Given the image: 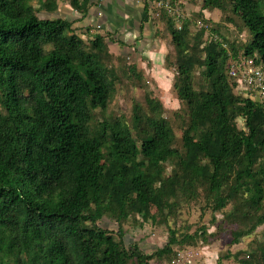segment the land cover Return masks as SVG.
<instances>
[{
    "label": "trees",
    "instance_id": "1",
    "mask_svg": "<svg viewBox=\"0 0 264 264\" xmlns=\"http://www.w3.org/2000/svg\"><path fill=\"white\" fill-rule=\"evenodd\" d=\"M35 1L0 0V264L167 259L174 245L196 243L197 233L179 241L170 230L164 247L146 254L124 244L122 225L131 216L153 222L151 207L164 214L199 195L214 212L230 204L224 219L237 225L233 243L264 225V96L241 92L229 76L241 57L264 74V0H202L199 15L229 12L234 18L225 21L247 31L240 46L225 38L201 45L205 28L194 36L186 21L176 28L168 13L180 0H143L145 8L159 3L174 48V62H165L186 106L180 148L162 105L147 92L145 106L134 102L129 123L107 114L120 74L140 78L134 65L114 64L110 33L87 28L83 40L74 22L38 18L67 1L82 21L96 3ZM104 215L116 232L97 225ZM199 235L205 240L206 227ZM239 262L264 264V241Z\"/></svg>",
    "mask_w": 264,
    "mask_h": 264
},
{
    "label": "rangeland",
    "instance_id": "2",
    "mask_svg": "<svg viewBox=\"0 0 264 264\" xmlns=\"http://www.w3.org/2000/svg\"><path fill=\"white\" fill-rule=\"evenodd\" d=\"M93 1L102 2V0ZM31 3L35 5L36 1L32 0ZM158 4L153 2L146 5V9L148 8L147 17L151 18L153 29L149 35L140 33V39L135 23H132L131 26L128 21L121 22L120 18L114 16L111 17L112 25L110 27L108 23L103 22L94 23L93 26L76 27L77 20L74 18L80 14L73 10L67 1H59L58 11L54 14L41 13L38 18L59 17L74 22L73 27L83 40L88 38V35L85 34L87 28H89L88 34L96 32L105 36L106 33H110L111 41L107 40V45L109 52L114 57V64H118V66L134 65L140 78L120 74L114 96L107 106V114L123 117L129 123L134 102L145 106L144 96L147 92L150 97L158 100L162 105V116L170 125L176 139V146L180 148L182 133L186 127V119H182L186 114V106L177 98L172 88L175 71L172 67H168L165 59L167 57L169 62H174L175 54L166 23L159 18V11L156 10ZM164 4L167 5V2L165 1ZM201 5L202 0H180L179 4L168 5L170 7L168 16L172 17L176 28L186 21L190 36H194L200 28H205L204 35L200 40L201 45L211 40L222 42L223 38L227 40L226 43L234 42L236 46L244 45L249 41L250 36L245 29L239 31L233 24L225 21V17L231 15L229 12L216 9L204 10L199 15ZM235 21L238 22L236 19ZM213 29L216 30V33L212 32ZM122 31L123 33L120 34ZM118 35H123L120 39L127 44L120 45L117 42ZM223 45L229 48L227 44ZM241 92L248 94L242 89ZM236 126L238 129H243V120L237 119ZM169 170L170 168L167 169V172ZM230 210L231 206L228 204L220 211H212L211 205H206L204 195H199L196 200L181 202L174 211L166 209L164 214H159L151 207V214L155 216L153 222L151 220L142 222L139 217L131 216L123 223V241L126 246L137 244L144 253L151 254L156 249L164 247L168 241L170 230L174 231L179 241L184 235L190 236L197 233L196 243L190 244L192 241H188L184 244L174 245L172 247L174 254L169 258L154 259L150 264H186L187 261L190 264H218L219 257L223 258L221 264H241L239 260L247 255L255 241H264V225L258 226L252 234L241 237L237 243H233L232 232L236 230L237 225L229 224L224 219L225 214ZM212 218H214L213 221ZM97 225L113 233L117 231L118 227L117 223L106 215L98 220ZM202 226L206 227L205 240L199 235ZM225 255H228V258L223 257Z\"/></svg>",
    "mask_w": 264,
    "mask_h": 264
},
{
    "label": "crops",
    "instance_id": "3",
    "mask_svg": "<svg viewBox=\"0 0 264 264\" xmlns=\"http://www.w3.org/2000/svg\"><path fill=\"white\" fill-rule=\"evenodd\" d=\"M94 3L96 4L89 8L87 16L82 21H79L81 15H77L78 17L74 18L77 20V24H75L76 27L82 28L86 25L93 26L94 23L97 22L108 23V26L110 27L112 25V23H110L112 20L111 17L114 16L116 18H120L121 22L128 21V24H130L131 26L132 23H135V26H137L136 32L138 37L140 33H142L143 35H149L150 32H152L153 25L150 22L151 18L147 17L148 11L145 8L143 0H102V2L100 3ZM122 33L123 31L120 34ZM119 35L117 42L121 41L124 44H127L122 39H120L123 37V35Z\"/></svg>",
    "mask_w": 264,
    "mask_h": 264
},
{
    "label": "built area",
    "instance_id": "4",
    "mask_svg": "<svg viewBox=\"0 0 264 264\" xmlns=\"http://www.w3.org/2000/svg\"><path fill=\"white\" fill-rule=\"evenodd\" d=\"M229 76L239 83L242 91L245 90L250 95L264 96V74L252 58L242 57L233 62L229 68ZM187 263L190 264L189 261Z\"/></svg>",
    "mask_w": 264,
    "mask_h": 264
}]
</instances>
